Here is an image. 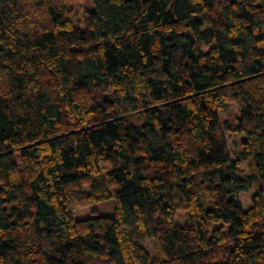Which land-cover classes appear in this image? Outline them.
<instances>
[{
    "label": "trees",
    "instance_id": "obj_1",
    "mask_svg": "<svg viewBox=\"0 0 264 264\" xmlns=\"http://www.w3.org/2000/svg\"><path fill=\"white\" fill-rule=\"evenodd\" d=\"M93 6L0 0V264H264V0Z\"/></svg>",
    "mask_w": 264,
    "mask_h": 264
},
{
    "label": "rangeland",
    "instance_id": "obj_2",
    "mask_svg": "<svg viewBox=\"0 0 264 264\" xmlns=\"http://www.w3.org/2000/svg\"><path fill=\"white\" fill-rule=\"evenodd\" d=\"M68 5H69L68 18L77 22L78 24H82L85 14L87 12L93 11L94 9L93 0H68ZM229 111L240 117L239 104L232 102L230 104ZM221 119H222L223 131L227 138L232 157L234 159H237L238 153L240 151L238 141L241 137L236 136L232 132L227 130L226 124L228 120V115L226 113L221 114ZM254 173H255V169L252 160L242 162L239 170L240 176L247 177ZM256 190H257V186L248 192L234 195L231 197V199L237 200L240 203V205L243 207V209L246 210L251 207L252 197L256 193ZM72 206L75 213L79 216L87 215L91 212V207H87V206L84 207L83 205H80L78 202H73ZM101 206L103 209H106L110 212L113 211V207H114L112 203L102 204ZM176 207H177L176 214L178 221L180 223H185L188 220V212L187 209L185 208V204L182 203L181 198H178Z\"/></svg>",
    "mask_w": 264,
    "mask_h": 264
}]
</instances>
